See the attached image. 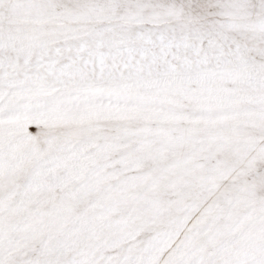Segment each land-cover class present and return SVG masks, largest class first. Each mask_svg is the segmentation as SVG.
Wrapping results in <instances>:
<instances>
[{
  "label": "snow or ice",
  "instance_id": "1",
  "mask_svg": "<svg viewBox=\"0 0 264 264\" xmlns=\"http://www.w3.org/2000/svg\"><path fill=\"white\" fill-rule=\"evenodd\" d=\"M0 264H264V0H0Z\"/></svg>",
  "mask_w": 264,
  "mask_h": 264
}]
</instances>
